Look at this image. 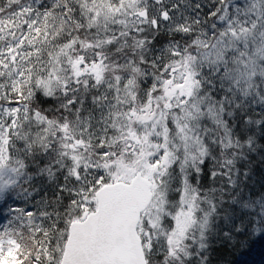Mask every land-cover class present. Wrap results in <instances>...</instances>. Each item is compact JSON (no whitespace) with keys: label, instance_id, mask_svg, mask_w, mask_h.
I'll use <instances>...</instances> for the list:
<instances>
[{"label":"snow or ice","instance_id":"6c2138e0","mask_svg":"<svg viewBox=\"0 0 264 264\" xmlns=\"http://www.w3.org/2000/svg\"><path fill=\"white\" fill-rule=\"evenodd\" d=\"M257 171L264 0H0V264H212Z\"/></svg>","mask_w":264,"mask_h":264},{"label":"trees","instance_id":"16d2710c","mask_svg":"<svg viewBox=\"0 0 264 264\" xmlns=\"http://www.w3.org/2000/svg\"><path fill=\"white\" fill-rule=\"evenodd\" d=\"M264 176L257 171L253 175V182H256ZM259 185H257L258 187ZM7 217V208L0 210V219L2 222ZM241 240L244 237H240ZM212 264H264V238H257L245 246L237 244H221L217 242L215 250L212 253Z\"/></svg>","mask_w":264,"mask_h":264},{"label":"rangeland","instance_id":"374dc122","mask_svg":"<svg viewBox=\"0 0 264 264\" xmlns=\"http://www.w3.org/2000/svg\"><path fill=\"white\" fill-rule=\"evenodd\" d=\"M0 221H1V219H0Z\"/></svg>","mask_w":264,"mask_h":264}]
</instances>
